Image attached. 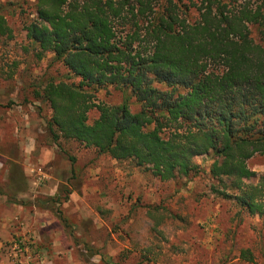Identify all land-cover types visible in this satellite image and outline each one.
Returning <instances> with one entry per match:
<instances>
[{
  "label": "trees",
  "instance_id": "16d2710c",
  "mask_svg": "<svg viewBox=\"0 0 264 264\" xmlns=\"http://www.w3.org/2000/svg\"><path fill=\"white\" fill-rule=\"evenodd\" d=\"M14 5L0 2V36L12 38ZM34 8L30 51L38 61L51 52L58 65L34 90L51 110L55 143L76 140L161 181L205 171L195 158L207 157L217 193L264 217V187L246 182L257 177L249 159L264 154V0H35ZM113 91L118 101L100 98ZM15 175L12 193L21 190ZM240 257L254 260L249 249Z\"/></svg>",
  "mask_w": 264,
  "mask_h": 264
},
{
  "label": "rangeland",
  "instance_id": "374dc122",
  "mask_svg": "<svg viewBox=\"0 0 264 264\" xmlns=\"http://www.w3.org/2000/svg\"><path fill=\"white\" fill-rule=\"evenodd\" d=\"M6 1L16 5L12 38L0 36V264H264V217L217 193L207 157L195 158L205 171L161 181L76 140L53 141L51 110L34 90L58 65L30 51L35 0ZM248 164L257 177L246 182L264 187V154Z\"/></svg>",
  "mask_w": 264,
  "mask_h": 264
}]
</instances>
